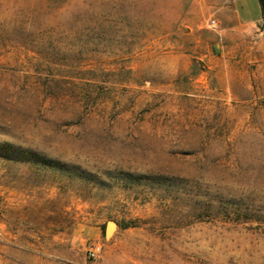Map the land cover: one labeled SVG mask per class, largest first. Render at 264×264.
Wrapping results in <instances>:
<instances>
[{
    "label": "rangeland",
    "instance_id": "374dc122",
    "mask_svg": "<svg viewBox=\"0 0 264 264\" xmlns=\"http://www.w3.org/2000/svg\"><path fill=\"white\" fill-rule=\"evenodd\" d=\"M183 5L0 0V264H264L259 1Z\"/></svg>",
    "mask_w": 264,
    "mask_h": 264
},
{
    "label": "crops",
    "instance_id": "0c3cea01",
    "mask_svg": "<svg viewBox=\"0 0 264 264\" xmlns=\"http://www.w3.org/2000/svg\"><path fill=\"white\" fill-rule=\"evenodd\" d=\"M155 1L156 2H159L160 0H155ZM185 1H187V0H162V2H166L168 4V7L169 8H171V9H179V10L185 8L184 5H183L185 3ZM204 1L205 0H195V2H199V3H202ZM223 1L224 0H216V2H218V3H222ZM260 10H261V8H260ZM235 15H236L238 21L240 23L244 24V25H250V26L252 25L253 26V25H257V24H260V25L263 24L262 16L259 17V18H257V19H255V20L252 19V20H250L248 22H242L241 17H239V15L236 12H235ZM182 25H186V24L185 23H182Z\"/></svg>",
    "mask_w": 264,
    "mask_h": 264
},
{
    "label": "built area",
    "instance_id": "2783aa9c",
    "mask_svg": "<svg viewBox=\"0 0 264 264\" xmlns=\"http://www.w3.org/2000/svg\"><path fill=\"white\" fill-rule=\"evenodd\" d=\"M211 25L213 27H215L216 26V21L213 20L211 22ZM87 252H88V257L90 259H93L94 260V259L98 258L100 256V254L102 253V246L100 244H92L88 248Z\"/></svg>",
    "mask_w": 264,
    "mask_h": 264
},
{
    "label": "trees",
    "instance_id": "16d2710c",
    "mask_svg": "<svg viewBox=\"0 0 264 264\" xmlns=\"http://www.w3.org/2000/svg\"><path fill=\"white\" fill-rule=\"evenodd\" d=\"M259 5L261 8V16H262V20H263V24H262V30L264 31V0H259ZM131 226V223L129 222H125L123 223V228H128Z\"/></svg>",
    "mask_w": 264,
    "mask_h": 264
},
{
    "label": "water",
    "instance_id": "95a60500",
    "mask_svg": "<svg viewBox=\"0 0 264 264\" xmlns=\"http://www.w3.org/2000/svg\"><path fill=\"white\" fill-rule=\"evenodd\" d=\"M116 224L114 222H108L106 225L105 235L110 236L115 230Z\"/></svg>",
    "mask_w": 264,
    "mask_h": 264
}]
</instances>
